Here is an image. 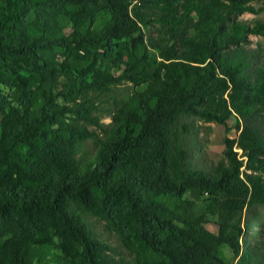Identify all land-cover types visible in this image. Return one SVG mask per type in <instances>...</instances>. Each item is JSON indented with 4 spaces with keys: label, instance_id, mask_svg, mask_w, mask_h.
Returning a JSON list of instances; mask_svg holds the SVG:
<instances>
[{
    "label": "trees",
    "instance_id": "trees-1",
    "mask_svg": "<svg viewBox=\"0 0 264 264\" xmlns=\"http://www.w3.org/2000/svg\"><path fill=\"white\" fill-rule=\"evenodd\" d=\"M252 1L0 0V264H264ZM229 121L237 137L203 166L200 123ZM187 193L199 217L156 199Z\"/></svg>",
    "mask_w": 264,
    "mask_h": 264
},
{
    "label": "rangeland",
    "instance_id": "rangeland-1",
    "mask_svg": "<svg viewBox=\"0 0 264 264\" xmlns=\"http://www.w3.org/2000/svg\"><path fill=\"white\" fill-rule=\"evenodd\" d=\"M251 5L254 7L255 10L264 9V0H253ZM238 18L239 20L247 22H253L255 20L264 22V10H262L256 15L252 13H244ZM106 19L107 16L105 14H99L95 19L93 28L95 30L100 29L105 23ZM248 41V47L257 51L259 59L264 62V37L250 35L248 37ZM131 89L132 87L130 85L125 84L121 86L120 91H123L122 93H127L131 92ZM102 121L105 124L109 123L110 115L105 114L103 116ZM200 125L201 128L198 137L204 142V156L201 160V163L204 164L203 166H207L208 164H210V162L217 163L223 158L222 153L225 148L224 141L226 139H235L237 137V131L234 128V123L233 121H229L225 126L217 125L215 123H200ZM85 148L91 154H93L96 150L95 140L87 142ZM156 199L159 200V202L163 203L165 206L173 209L182 217H199L204 213L205 209L204 204L201 200V196L198 193H187L182 199H175L169 197H158ZM255 212L262 217V220H260L261 232L249 233V239L254 238L257 239V241H262L264 243V208L257 207L255 209ZM94 227L97 233L102 234L104 238H106L112 243H115L113 236L104 232L102 223H95ZM205 228L214 234H216L218 231V228L213 221H210L209 223L205 224ZM224 253L228 258L231 256V253L227 249H224ZM262 254L264 258V247L262 249ZM53 257V252L45 251L42 256L36 262H34V264H51Z\"/></svg>",
    "mask_w": 264,
    "mask_h": 264
}]
</instances>
